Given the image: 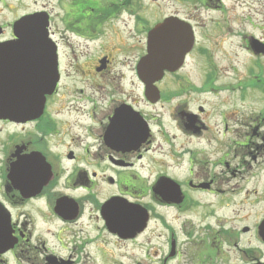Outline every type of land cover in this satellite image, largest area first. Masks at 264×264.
<instances>
[{"label": "flooded vegetation", "instance_id": "af4514ba", "mask_svg": "<svg viewBox=\"0 0 264 264\" xmlns=\"http://www.w3.org/2000/svg\"><path fill=\"white\" fill-rule=\"evenodd\" d=\"M172 1L167 10L165 0H0L2 91L36 96L30 118L18 99L16 116L0 115V214L7 209L11 242L0 244V264H79L87 245L103 254L109 242L111 264H264L262 215L239 212L257 193L245 184L264 179V131L259 116L240 112L245 91L225 81L212 52L228 28L225 1ZM38 17L46 42L30 34ZM167 18L190 24L192 45L151 82L139 63ZM183 38L172 29L157 37L170 48ZM254 38L264 49L262 35L245 44ZM120 214L114 230L108 217ZM82 220L89 231L74 232ZM50 222L64 254L48 243Z\"/></svg>", "mask_w": 264, "mask_h": 264}, {"label": "rangeland", "instance_id": "374dc122", "mask_svg": "<svg viewBox=\"0 0 264 264\" xmlns=\"http://www.w3.org/2000/svg\"><path fill=\"white\" fill-rule=\"evenodd\" d=\"M225 4L222 8L224 10L225 23L220 25L228 27L225 29L220 39H218V45H215L212 49L214 62L220 70L225 81L232 82V86L239 83L245 91V96L241 100H238V104L241 106L240 112L246 115L250 120L253 116H259V121L256 123L260 125L264 131V84L262 83V89L257 83L260 79L264 80V55H258L252 52V50L245 45V41L248 37L264 36V0H224ZM165 8L167 10L172 9L178 4L172 0H165ZM154 8H151L153 10ZM221 13L210 12L204 18L212 17L214 20L220 19L217 17ZM218 21V22H219ZM212 24V23H210ZM221 30V29H220ZM219 65V66H218ZM256 85V86H255ZM241 91V90H240ZM238 90H231L232 100L238 95ZM259 162L262 161L264 165V152L262 157L257 158ZM259 169L261 168L258 167ZM255 182V184H254ZM247 190L251 192L256 186V194H247V201H245L239 208L241 215H248L249 219L257 220L261 215L264 216V179L257 173L255 177L251 178L250 182L245 184ZM110 192V191H109ZM109 192H104L102 189V196H106ZM260 197L259 202H250L252 198ZM237 207L234 203H231L230 210L233 214V210ZM241 224V223H240ZM61 226L56 225L54 222H50L47 229L51 231L50 239L48 241L51 245H54V249L61 254L65 252L58 247L57 236L58 229ZM80 228L82 233L89 231V225L82 220V223L74 226V232ZM90 233V232H89ZM62 240L71 239L67 231H62L59 236ZM99 247L89 244L83 252H88V256L85 257L84 253L78 258L79 264H111L110 256H106L112 249V244L109 242L104 245V252L101 254ZM127 264H131L127 261Z\"/></svg>", "mask_w": 264, "mask_h": 264}, {"label": "water", "instance_id": "95a60500", "mask_svg": "<svg viewBox=\"0 0 264 264\" xmlns=\"http://www.w3.org/2000/svg\"><path fill=\"white\" fill-rule=\"evenodd\" d=\"M169 29H172L174 31L176 30L184 35V38L180 42L175 43L174 47L172 48H170L169 45L163 46V44H161L160 41L157 39L160 31L162 32L164 30H169ZM190 32L191 31L189 30V25L187 23L179 21L177 19L166 20L154 31L155 40L152 43V49L150 51V54L141 64L142 70L143 67H147L148 65H150L151 74L160 75L162 73L163 68L165 67L169 68L170 66H175V64L180 62L185 52L190 48L192 44L191 38L188 39ZM253 48L256 52L262 50L260 49V45L258 44L253 45ZM0 114L8 115V116H10L11 114H15L10 110L3 108L2 106V47L0 48ZM112 203L113 201L109 203L107 202V204L104 205V209H110ZM62 213L65 214L66 211L62 210ZM123 216L127 218L126 217L127 215H123ZM121 217H122L121 214L110 215V217H108V224L112 226V228L114 229L117 226V223L120 222L119 219ZM145 218L146 215L144 213V210L140 206H136L134 213L135 222L133 225L135 230H141ZM260 228L264 238V220ZM9 234H10L9 216L7 214V211L2 207L0 214V235H1L0 244L2 243V247L7 246L8 244L11 243L8 238Z\"/></svg>", "mask_w": 264, "mask_h": 264}]
</instances>
